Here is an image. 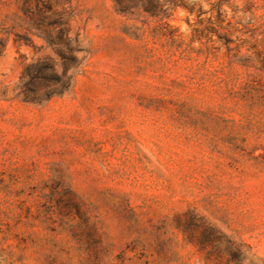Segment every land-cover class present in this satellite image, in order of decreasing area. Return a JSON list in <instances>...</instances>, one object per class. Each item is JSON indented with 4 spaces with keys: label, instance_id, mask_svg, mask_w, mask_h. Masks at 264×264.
Here are the masks:
<instances>
[{
    "label": "rangeland",
    "instance_id": "1",
    "mask_svg": "<svg viewBox=\"0 0 264 264\" xmlns=\"http://www.w3.org/2000/svg\"><path fill=\"white\" fill-rule=\"evenodd\" d=\"M185 3L0 0V264H264V0Z\"/></svg>",
    "mask_w": 264,
    "mask_h": 264
},
{
    "label": "trees",
    "instance_id": "2",
    "mask_svg": "<svg viewBox=\"0 0 264 264\" xmlns=\"http://www.w3.org/2000/svg\"><path fill=\"white\" fill-rule=\"evenodd\" d=\"M185 1L186 0H134V2L141 6L143 10L150 15V17L161 16L162 18L168 17L169 11L171 10L170 7H167V3L174 5L176 8L180 7L188 9L186 8Z\"/></svg>",
    "mask_w": 264,
    "mask_h": 264
}]
</instances>
